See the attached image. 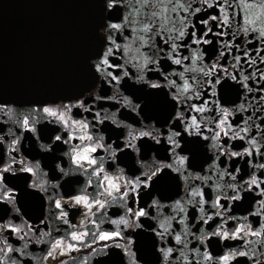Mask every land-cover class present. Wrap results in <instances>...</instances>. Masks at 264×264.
Returning <instances> with one entry per match:
<instances>
[{
  "label": "flooded vegetation",
  "instance_id": "1",
  "mask_svg": "<svg viewBox=\"0 0 264 264\" xmlns=\"http://www.w3.org/2000/svg\"><path fill=\"white\" fill-rule=\"evenodd\" d=\"M184 3L190 4L193 9L200 6V0H183ZM259 4L260 0H254ZM103 28L99 29L101 37H105L104 46H100L103 53L107 46V34L112 31L113 36L117 39L119 48L114 49L109 59L115 67H109L107 71L114 75L120 76V80H111L101 72H96L90 85L80 94L66 99L56 100L52 102L38 104H17L9 102H0V191L12 188L10 195L13 197L12 202L0 200V247L3 246V239H6L13 246V250L8 252L7 264H12V260L16 264H100L109 253L115 254L111 259L119 261V264H163V255L160 252L162 248H173L170 254L169 264H218L216 260L206 262L203 254L205 251L211 253L213 257H219L225 252L232 250L250 251L253 253H264V244L257 243L264 239V232L260 237L239 234L235 238L224 237L219 235H208L215 233L217 227L221 230L233 231L238 225L243 227L245 224L251 225L253 229L259 228L264 223V208L261 202H264V195L261 194L264 189V168L258 167L264 164V140L255 130L244 133V139H233L231 135L220 137V143L224 144L228 149L242 152L243 147H250L248 139L255 136L260 144V151L252 150V155H240L237 157L230 154L225 155L218 153L215 148L211 147V140H204L198 146L193 155L190 151H181L185 147V141L192 140L184 131L183 123H178L174 117L175 110H172V117L168 116L170 105H160L158 103L150 104L145 111H140L145 104V93L151 92L150 83L152 81L165 82V75L169 79L177 81V85L182 83L180 78L171 75L173 70L180 71L182 68L172 64L166 58L167 49L165 48L164 38L162 36H154L157 48L162 50L157 52V48L148 49V54L152 55L154 60L159 62V69L154 64H149L144 71V80H137L140 71L134 66L139 61L135 58L139 55L135 49L138 47L137 35L133 33L131 27H125L122 31L116 32L108 29L109 23H119L127 15L129 19L135 18L134 14L138 5L135 0H124L120 3L117 0L116 7L120 8L119 16L112 14V9L107 7V0H103ZM235 8V5L233 6ZM257 9H252L256 11ZM204 13H207L205 15ZM218 10L214 12L212 9L204 6L202 11L197 13H182L191 21L190 31L199 32L202 27L201 21L208 19L210 16L217 15ZM233 26L236 22L243 24L244 13L236 9L233 13ZM213 22L210 21L209 26ZM227 31L228 35L218 36L215 33ZM167 33H165L166 35ZM252 34H250L251 36ZM232 33L228 29L213 28L212 33L207 36L209 44L193 45L192 40L185 38L190 47H199L204 52V63L211 65L217 59L224 65H228L229 71L234 57L238 54L242 55L241 49L247 48L249 56L253 59L257 55H264L258 52L259 42L256 39L244 38L236 36L233 45L238 44L239 49L225 52L224 58L219 57L221 52L220 42H227L231 39ZM129 45L128 52H125L124 45ZM141 51H144L141 49ZM180 51L184 55L189 54V50L181 48ZM97 57L93 58L90 64H95ZM187 63V62H185ZM123 66V67H121ZM245 72L262 71L264 72V63L259 61L249 66L247 57L242 56V62L239 65ZM128 71V75L124 76V71ZM216 74L214 73V76ZM229 83H236L229 81ZM251 92H247L243 87L237 85L230 94L225 96L220 90L219 85L215 97L211 91L201 89L204 93L203 101L211 104L214 101L223 104L224 107L232 108L233 103L240 104L246 100L248 105L245 112H238L229 117V123L244 128L246 125L241 123V119L248 120L249 124L260 125L264 120V80L251 79L249 81ZM131 85V88L129 87ZM176 88L169 89L164 86L162 93H166L169 100L172 98V92ZM127 97L130 103H125L124 98ZM139 97V99L137 98ZM238 97H240L238 99ZM225 100L228 102L225 103ZM80 101L83 107L76 104ZM189 103H201L200 100H192ZM45 105L58 107L61 111L65 110V106L72 107L66 112V118L69 119V126L65 128L56 118L46 117L39 111ZM179 107V105H177ZM99 114V118H97ZM188 116H197L198 119L209 116V113L188 112ZM214 115V113H213ZM29 118L30 127H23V118ZM165 117H168L165 120ZM249 117L251 119L249 120ZM80 120L87 122L89 127L85 131L90 133L92 140H80L78 137L82 134L79 126H73L71 120ZM180 133L175 139L180 141V146L175 149L177 155L188 157L183 168L185 175L192 173L193 176L187 182L181 177L179 172L167 169L171 179L166 184H155L149 182V188L137 189L133 199L127 201V207H131L133 211L143 208L148 213L143 217H136L135 221H130L128 227L123 224L113 225L111 221L119 220L120 217H128L126 206L123 202L117 200L109 201L106 207L99 212L93 206L92 214L83 205H76L69 201V197L77 194H85L91 198L95 197L97 191H103L97 188V182L104 179V173L98 176L91 175L92 169L85 167L80 169L69 159L67 153L72 147L82 148L88 144H100L105 147H96V151L91 153L98 160L103 158L105 172L111 175H118V168L124 169L126 178H132L134 175L139 176L144 168L141 161L151 163L153 160L163 162L164 164H173L179 167V162L171 150L172 146L168 144L164 136L159 133L167 134L170 128ZM213 127H215L213 125ZM32 128L35 131H32ZM158 130V131H156ZM239 129L233 127L232 132ZM73 132V137L69 140L68 132ZM140 131H153V135L158 137L157 140L152 137L138 136ZM264 132V127L261 128ZM129 133L135 137L133 143L135 149L126 147L129 139ZM210 135V134H209ZM56 136H60V140H56ZM102 137V139H101ZM183 137V139H181ZM15 141V143H13ZM111 147H107V146ZM115 153V159L109 158V153ZM131 152V165L125 161L121 162V153ZM146 152V154H145ZM213 160L219 167L212 166ZM13 161H15L13 163ZM39 163V168H34V173H26L21 171L25 166L34 167ZM4 164H10L12 171H5ZM130 167L139 169L140 171H130ZM165 171V169H161ZM224 175L220 176L219 173ZM199 173L204 179L194 178ZM255 175L258 184L249 186L251 177ZM27 176V180L21 177ZM91 179V185L86 181ZM41 184L44 190L33 188V183ZM123 183V181H121ZM229 184H235L239 189L240 199H229L235 197L236 191L229 188ZM219 185L217 188L216 186ZM198 188L204 195V204H198L199 196H191V189ZM83 190V191H82ZM151 195H146L147 192ZM53 197V199H49ZM219 197L222 207H213V201ZM54 199H61V209H56ZM191 199L192 203L188 200ZM153 200H158L162 207L159 209L153 205ZM176 200H181L184 211L174 210L171 205ZM204 212L211 214V219L206 222L202 219ZM67 212V216L59 219L60 211ZM217 213H222L219 215ZM166 217H174L166 221ZM246 217L247 219H241ZM95 219L96 225L90 223ZM67 221V223H65ZM11 222L14 226L22 229L21 234L5 227ZM136 222L139 226H136ZM161 222L170 223L171 228L165 233L163 239L159 233L164 232V228L159 227ZM116 231L122 233L121 237H115L112 240L92 241L93 234L97 230ZM78 231L81 234L87 232L82 241L73 240L68 233ZM47 233V235H43ZM175 234H180L182 239L177 242L174 238ZM204 236L203 242L200 237ZM63 238L64 246L67 243L77 244L76 249L66 252H58L53 257L46 256L51 248V242L55 239ZM130 238V242L129 239ZM39 240V242H37ZM113 241L119 242L122 246L115 247ZM245 241L250 243L246 244ZM26 245V247H25ZM102 245H108L107 248ZM20 249V251H16ZM199 249V252L193 251ZM23 253V254H22ZM188 257L185 261L183 256ZM256 260L258 264H264V258L255 255L234 257L229 264H253Z\"/></svg>",
  "mask_w": 264,
  "mask_h": 264
},
{
  "label": "snow or ice",
  "instance_id": "2",
  "mask_svg": "<svg viewBox=\"0 0 264 264\" xmlns=\"http://www.w3.org/2000/svg\"><path fill=\"white\" fill-rule=\"evenodd\" d=\"M120 3H123L124 0H119ZM136 5L138 7L135 11V18L129 19L126 15L123 20L119 23H109L108 29L114 30L116 32L122 31L125 27H131L133 33L137 35V40L133 41V43H137L138 47L135 51L139 54L135 59L139 62L134 66L140 71V75L136 77V79L144 80V71L147 69L149 64H154L157 66V71L159 69V62L154 60L152 55L148 54V49L157 48L154 36H162L164 38L165 48L167 49L166 58L171 61L172 64L180 66L182 70L176 71L173 70L171 75L178 76L180 78V83L177 85V81L173 79H169L168 75H165V82L161 83L159 81H152L150 83L151 92L145 93V104L144 107L140 109V111H145L149 108L150 104L158 103L160 105H170L171 108L169 110L168 116L172 117V110H175V115L172 117L178 123H183L184 131L188 133L190 136L194 138L192 140L185 141V147L181 148V151H190L195 155V151L198 146L202 143L201 137L204 140H211L213 143L211 147L215 148L218 153L237 157L240 155H252V150L255 149L257 152L260 151V144L257 142L255 136H251L248 139V143L250 147H243L242 152H237L234 150L228 149L224 144L220 143V137L231 135L233 139L239 138L241 140L244 139V133H248L250 130H255V132L261 136V139L264 140V132H261V128L264 127V120H261L260 125L249 124L248 120L241 119V123L246 125L244 128H239L238 125H234L233 123H229V117L238 112H245L247 110L246 100L241 102L240 104L233 103L232 108L224 107L223 104H218L217 102H213L211 104H207L203 101L202 97L204 93L201 92V89H207L211 91L212 96L215 97L217 86L219 85L220 90L223 92L225 96L230 94V91L236 87L237 85L243 87L247 92H251V87L249 81L251 79H256L257 77L260 80H264V72L256 70L252 72H245L243 68H240L239 65L242 62V56L247 57L249 66L256 64L258 61L260 63H264V55H257L255 59L249 56L248 49H241L242 55L238 54L234 57V61L231 65L232 69L238 70L229 71L228 65L221 64L219 59H217L211 65L204 63V52L201 51L199 47H190L187 44L186 37L192 40L193 45L200 44H209L210 41L207 39V36L212 33L213 28L220 29H228L231 31L232 36L227 42L221 41V52L219 53L220 58H224L225 52L233 51L239 49L240 46L238 44L233 45V40H235L236 36H242L244 38L256 39L259 42V47L257 49L258 52L264 53V0H260L259 4H256L254 0H200V6L195 9L192 8L190 4H186L183 0H135ZM117 0H107V7L112 9V14L115 16H119L120 8L116 7ZM235 5V8L233 7ZM207 6L212 9L214 12L218 10L217 15L210 16L208 19H204L201 21L202 27H200L199 32L190 31L191 21L187 16L182 15V13H191L193 11L199 13L202 11L203 7ZM102 9L104 7V3L102 0ZM236 9H239L240 12L244 13L243 24L236 22L235 26H233V13L236 12ZM252 9H257L256 11H252ZM207 15V13H204ZM210 21L213 22L211 26H209ZM99 27L103 28V23L101 22ZM165 33H167L165 35ZM218 36L228 35L227 31H221L215 33ZM250 34H252L250 36ZM100 44L104 46L105 37H100ZM107 46L103 53H101L100 48L97 47L95 51L91 55H95L97 57L96 63L89 64V71L94 67L96 72H101L107 78L111 80H120V76L114 75L112 72L107 71L109 67H115L116 65L112 64L109 57L113 54L114 49L119 48L120 45L117 43V39L113 36L112 31H109L107 34ZM186 48L189 50L188 55H184L180 49ZM143 49L144 51H141ZM125 52H128L129 45L126 43L124 45ZM162 51L157 48V52ZM90 57L88 58L89 61ZM187 62V63H185ZM123 67V66H121ZM214 73L216 74L214 76ZM129 73L127 70L124 71L123 75L127 76ZM95 74L93 73V78ZM229 81H233L236 83H229ZM164 86L169 87V89L176 88V91L172 92L171 100L168 99L166 93H162V89ZM131 88V85L129 86ZM264 89V85L261 86ZM139 99V97H137ZM240 97H238L239 99ZM264 99V97H261ZM192 100H200L201 103H189ZM125 103H130L127 97L124 98ZM228 101L225 100V103ZM76 104L83 107V104L80 101H76ZM179 105V107H177ZM71 105L65 106V110L61 111L58 107H52L45 105L42 109H39L40 112L46 115V117L56 118L58 122H61L65 128L69 126V119L66 118V112L71 108ZM208 112L209 116L205 118L198 119L197 116H188L186 113L188 112ZM214 113V115H213ZM97 118H99V114H97ZM168 117H165L167 120ZM251 117H249V120ZM23 127L29 128L30 122L29 118L25 116L23 118ZM71 124L73 126H79L81 131V135L78 137L80 140H92L93 137L90 133L85 130L88 129L89 125L87 122L80 120H71ZM213 125L215 127H213ZM233 127L238 128L239 130L236 132H232ZM32 131H35L32 128ZM158 131V130H156ZM210 134V135H209ZM138 136H147L152 137V139L157 140L159 142L158 137L153 135V131H140L137 133ZM160 136H164L169 145L172 146L171 150L173 155L176 156V160L179 162V167L174 166L173 164H164L163 162H157L153 160L151 163L141 161V166L144 168V171L141 172L139 176H133L132 178H126L124 175V169L118 168V175H111L105 172V166L103 163V158L99 160L91 155V153L96 151V147H105V145L100 144L99 141L96 144H88L82 148L72 147L70 152L67 153L69 155V159L80 169H84L86 166L92 169L91 175L98 176L101 173H104V179L102 181L97 182V188H102L103 191H97L95 197L91 198L85 194H77L69 197V201L76 205H83L86 209H88L89 214H92L93 206H95L96 211H100L106 207V204L109 201L115 202L117 200L123 202L126 206L127 213L131 214L127 218L122 216L119 220H113L111 223L113 225L123 224L124 227L129 226L130 221H135L136 217L146 216L148 213L143 208H138L133 211L131 207H127V201L133 199V197L137 193V189L141 188H149V182L153 185L155 184H166L171 179H175V177H171L170 174L166 171L167 169H172L173 171L179 172L181 177L187 182L190 177L193 176L192 173H188L185 175V169L183 168L185 161L188 159L186 156L177 155L175 149L180 146V141L175 139V137L180 136V133L170 128L165 135V133H159ZM69 140L73 137V132H68ZM128 143L126 144L127 148L135 149V144L133 143L135 137L132 136V133H129ZM102 139V137H101ZM183 139V137H181ZM56 140H60V136H56ZM15 143V141H13ZM107 147H111L110 145ZM146 154V152H145ZM109 158L115 159V153L110 152ZM121 162L127 161L131 165L132 155L131 152L121 153ZM15 161H13L14 163ZM212 166L219 167L216 164V161L213 160ZM260 168H264V164L258 165ZM3 168L5 171H12L10 164H4ZM34 168H39V163H36L34 167L25 166L21 169V171L26 173H34ZM161 169H165V171H161ZM130 171L136 172L140 171L137 168L130 167ZM220 176H223L224 173L220 172ZM27 176L21 177L23 180H27ZM194 178L204 179L201 177L199 173H196ZM123 181V183H121ZM91 179L86 181V184L91 185ZM258 184L257 177L253 175L250 179L249 186H255ZM33 188H42L41 184L33 183L31 185ZM217 188L219 185L216 186ZM229 188L236 191V196L231 197L229 199H240L239 189L235 184H229ZM83 191V190H82ZM12 192V188H7V190L0 191V200H7L8 202H12L13 197L10 195ZM261 194L264 195V189H262ZM146 195H151V192H147ZM204 193L201 192L198 188L193 187L191 189V196H199L200 199L197 201L198 204H204ZM49 199H53V197H49ZM189 203H192V200H188ZM153 205L158 209L162 207L158 200H153ZM54 204L56 209H61V199H54ZM213 207H222L219 202V197H217L213 203ZM174 210L184 211L181 200H176L171 205ZM261 207L264 208V202H261ZM201 212L204 213L202 217L205 222L208 219H211V214L204 212V209H201ZM67 212L61 210L59 214V219H63L67 216ZM222 215V213H217ZM264 215V213H262ZM174 219V217H166V221ZM241 219H247L246 217ZM67 223V221H65ZM93 225L97 224V221L93 219L90 221ZM136 226H139V223L136 222ZM5 227L11 229L12 231L21 234V238L23 237L22 229L19 226H14L11 222L7 223ZM159 227L164 228V232L159 233L161 238L163 239L165 233L169 231L171 228L170 223L161 222ZM264 232V223H261L259 228L253 229L251 225L245 224L243 227L237 226L233 231L221 230L217 227L215 233H208V235H219L221 238H235L239 234L243 233L244 235H251L255 237H260ZM88 233L85 232L81 234L78 231H71L68 235L76 241H82L84 236ZM43 235H47V233H43ZM115 237H121L122 239L126 237H122V233L119 230L116 231H105V230H97L96 233L93 234L92 241L95 243L97 240H112ZM177 242H180L182 237L180 234H175L174 236ZM129 242H130V238ZM201 242L204 240V236L200 237ZM39 242V240L37 241ZM115 243L116 248H120L122 245L119 242L113 241ZM246 244L250 243L249 241H245ZM257 243L264 244V239L261 241H257ZM26 247V245H25ZM78 246L74 243H67L64 246L63 238L55 239L51 242V248L48 250L44 259L47 257L55 258L58 252H66L71 249H76ZM102 247L107 248L108 245H102ZM13 250V246L8 243L6 239H3V246L0 247V264H7V253ZM16 251H20V249H16ZM193 251L199 252V249H194ZM160 252L163 255V264H169L170 254L173 253V248H162ZM23 254V253H22ZM115 254L109 253L105 256V259L100 262V264H119V261L115 259H111ZM185 261L188 260L187 256L181 254ZM255 255H260L264 258V253H253L250 251H237L232 250L230 252H225L223 255L219 257H213L211 253L205 251L203 257L206 262H211L216 260L218 264H229L234 257H244L249 256L252 258ZM12 264H16L15 260H12ZM63 264V262H61ZM253 264H258L256 260H253Z\"/></svg>",
  "mask_w": 264,
  "mask_h": 264
},
{
  "label": "water",
  "instance_id": "3",
  "mask_svg": "<svg viewBox=\"0 0 264 264\" xmlns=\"http://www.w3.org/2000/svg\"><path fill=\"white\" fill-rule=\"evenodd\" d=\"M102 0H0V102L74 97L93 80ZM90 57L89 61L88 58Z\"/></svg>",
  "mask_w": 264,
  "mask_h": 264
}]
</instances>
